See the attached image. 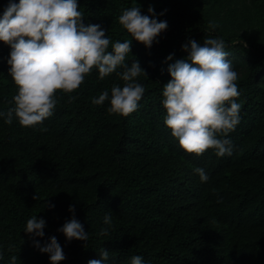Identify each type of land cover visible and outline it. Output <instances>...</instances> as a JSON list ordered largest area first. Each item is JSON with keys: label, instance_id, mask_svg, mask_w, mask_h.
Segmentation results:
<instances>
[{"label": "trees", "instance_id": "1", "mask_svg": "<svg viewBox=\"0 0 264 264\" xmlns=\"http://www.w3.org/2000/svg\"><path fill=\"white\" fill-rule=\"evenodd\" d=\"M9 3L0 0V15ZM78 6L83 23L100 24L110 41L132 39L118 17L133 6L142 14L152 6L168 27L151 48L132 40L126 63L138 60L145 69L137 78L145 92L127 116L108 113L109 101L92 104L102 90L124 83L115 72L101 80L94 68L71 93L75 100L58 95L43 122L47 131L0 118V264H11L13 255L15 264H50L24 232L33 215L46 220L45 236L35 239L43 244L55 235L61 244L60 264H87L102 248L110 264H130L134 255L147 264H264V0H78ZM224 7L239 26L242 19L256 29L223 31L210 16ZM209 36L224 40L238 72L231 155L188 153L164 123L169 63L187 57L182 45L189 39L202 44ZM10 51L0 41L2 111L17 92L8 75ZM70 205L89 232L87 242H69L58 231L72 218ZM108 212L112 225L99 236Z\"/></svg>", "mask_w": 264, "mask_h": 264}, {"label": "clouds", "instance_id": "2", "mask_svg": "<svg viewBox=\"0 0 264 264\" xmlns=\"http://www.w3.org/2000/svg\"><path fill=\"white\" fill-rule=\"evenodd\" d=\"M142 14L140 6L125 8L118 17L119 23L132 39L110 41L100 24L83 23V13L78 0H10L0 15V41L10 46L7 64L8 75L17 86L9 102L12 106L0 110V118L11 125L18 120L22 126H43L58 104V95H71L85 80L86 75L98 69V78L116 73L124 81L114 83L110 93L102 90L91 98L94 105H104L110 114L127 116L137 110L145 88L138 82L141 73L146 75L138 60L129 65L126 57L135 39L151 48L156 38L167 29L166 20L158 19L155 9ZM215 27V25H213ZM187 57L169 63L171 79L163 85L162 104L166 109L164 123L188 153L202 154L212 149L217 156L231 155L233 151L228 133L239 122L240 103L237 101L238 72L232 61L226 59L225 42L221 37H206L201 44L189 39L182 45ZM173 61L174 54L166 58ZM122 71H117V69ZM202 182L209 179L203 167H196ZM48 203V202H46ZM50 207L55 205L49 204ZM72 218L58 231L67 240L88 241L89 232L75 216V206L70 205ZM105 227L99 236L108 234L112 215L103 217ZM46 220L36 215L27 219L24 232L33 238L34 246L48 254L50 264H60L65 259L61 244L55 235L43 244L36 237L45 236ZM99 259H89L87 264H110V251L102 248ZM2 259V256H0ZM16 256L10 258L15 264ZM130 264H147L143 257L134 255Z\"/></svg>", "mask_w": 264, "mask_h": 264}, {"label": "rangeland", "instance_id": "3", "mask_svg": "<svg viewBox=\"0 0 264 264\" xmlns=\"http://www.w3.org/2000/svg\"><path fill=\"white\" fill-rule=\"evenodd\" d=\"M238 7H239V5H238ZM224 9L221 12H219V11L212 12V16H210V14H209L210 19L213 21H216V24L219 27H221L223 31H225V32L227 31L229 33L232 30L234 32L242 33L241 31L248 29V25L256 29V27L254 25H252L248 22H245L242 19H241L242 25L239 26L237 19H233V18L227 16L228 8L224 7ZM250 31L251 30L249 28V32Z\"/></svg>", "mask_w": 264, "mask_h": 264}]
</instances>
